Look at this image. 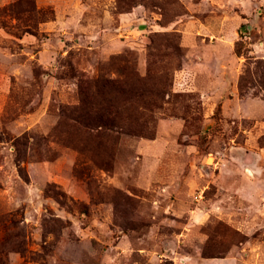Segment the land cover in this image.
<instances>
[{"label":"rangeland","instance_id":"1","mask_svg":"<svg viewBox=\"0 0 264 264\" xmlns=\"http://www.w3.org/2000/svg\"><path fill=\"white\" fill-rule=\"evenodd\" d=\"M0 264H264V0H0Z\"/></svg>","mask_w":264,"mask_h":264},{"label":"trees","instance_id":"2","mask_svg":"<svg viewBox=\"0 0 264 264\" xmlns=\"http://www.w3.org/2000/svg\"><path fill=\"white\" fill-rule=\"evenodd\" d=\"M239 53V52H238ZM101 122V121H100ZM100 126H105L106 124L104 122L99 123Z\"/></svg>","mask_w":264,"mask_h":264}]
</instances>
